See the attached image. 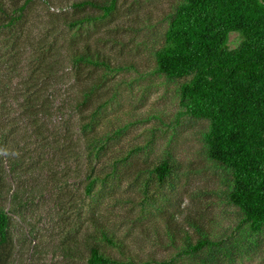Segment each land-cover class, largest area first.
I'll list each match as a JSON object with an SVG mask.
<instances>
[{
    "label": "rangeland",
    "instance_id": "1",
    "mask_svg": "<svg viewBox=\"0 0 264 264\" xmlns=\"http://www.w3.org/2000/svg\"><path fill=\"white\" fill-rule=\"evenodd\" d=\"M71 1L30 0L21 12L26 0H0V187L7 198L12 187L21 189L18 203L8 206L14 264H89L67 258L62 249L72 238H81L76 234L87 224L89 203L118 239L120 247L109 251L121 264H264V229L252 234L242 224V213L227 197L230 172L208 158L203 142L208 122L182 111L178 90L190 77L168 80L156 72L155 55L177 0H117L110 16L88 25L89 39L124 66L114 81L119 95L108 116L125 127L115 154L132 155L119 167L118 186L112 168L99 172L112 174L110 185H97L98 194L91 199L85 197V159L77 165L71 161L67 186L73 197L63 204L55 199V161L40 134L47 138L63 123L62 132L66 126L76 131V118L68 105V79L43 89L42 69L52 61L56 27ZM243 40L242 33L231 32L228 50ZM65 67L60 76L67 73ZM30 101L35 110L46 101L63 112L51 110L52 117L34 119ZM78 145L82 148L80 141ZM164 159L172 171L159 184L152 170ZM47 161L51 167H43ZM187 218L200 222L218 244L199 255L184 253L183 227L194 232Z\"/></svg>",
    "mask_w": 264,
    "mask_h": 264
},
{
    "label": "trees",
    "instance_id": "2",
    "mask_svg": "<svg viewBox=\"0 0 264 264\" xmlns=\"http://www.w3.org/2000/svg\"><path fill=\"white\" fill-rule=\"evenodd\" d=\"M29 3L26 0L20 11ZM116 7L117 0H72L56 27L52 61L45 62L42 69L43 89L68 79V105L76 118V131L66 126L62 132L63 123L47 138L40 134L55 161V165L47 161L43 167L56 168L55 199L62 204L73 197L67 186L71 161L77 165L85 159V197L91 199L98 194L97 185H110L112 174L100 173L112 168L118 181L114 187L118 186L122 181L119 167L127 165L132 155L115 154L125 127L108 116L119 95L114 81L124 66L104 46L90 40L87 31L88 25L107 18ZM167 20L164 44L155 55L156 72L168 80L190 77L178 90L182 111L193 120L208 122L203 142L208 158L230 172L228 201L242 213V224L252 234L260 233L264 229V0H177ZM237 31L244 40L230 51L228 36ZM63 65L67 73L60 76ZM34 101L28 105L34 119L52 117L51 110L63 112L60 105L46 101L35 110ZM39 127L42 130L43 126ZM171 171L168 159L152 170L159 184L165 183ZM1 191L0 187V264H14L16 249L8 206L18 203L21 189L12 187L9 198ZM62 204L60 208L66 211ZM87 208V224L76 234L81 238L64 244V255L89 264H121V258L109 251V247H120L115 234L90 203ZM186 223L194 232L183 227L184 253L199 255L218 244L200 222L187 218Z\"/></svg>",
    "mask_w": 264,
    "mask_h": 264
}]
</instances>
